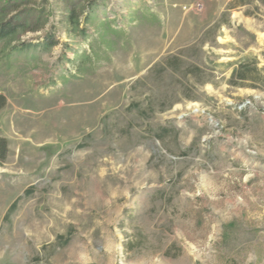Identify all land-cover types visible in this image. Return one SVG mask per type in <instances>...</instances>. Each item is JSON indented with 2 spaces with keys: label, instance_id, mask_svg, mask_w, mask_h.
Masks as SVG:
<instances>
[{
  "label": "rangeland",
  "instance_id": "rangeland-1",
  "mask_svg": "<svg viewBox=\"0 0 264 264\" xmlns=\"http://www.w3.org/2000/svg\"><path fill=\"white\" fill-rule=\"evenodd\" d=\"M27 6L0 38V264H264V84L227 83L264 65V0H104L76 30Z\"/></svg>",
  "mask_w": 264,
  "mask_h": 264
},
{
  "label": "trees",
  "instance_id": "trees-1",
  "mask_svg": "<svg viewBox=\"0 0 264 264\" xmlns=\"http://www.w3.org/2000/svg\"><path fill=\"white\" fill-rule=\"evenodd\" d=\"M64 1L65 6L63 11L65 12V19L69 27L73 30H76L78 27L80 15L84 14V19H88L92 10L104 2V0ZM31 2L32 0H0V38L18 34V30L27 31L32 29L33 24H36V22L32 23V21H29L31 18L37 17L38 19H42V16H44V9L40 11L34 7L27 6ZM82 2H84V4H80ZM235 6L237 5H233V7ZM79 31L84 34L83 28H80ZM56 44H58V39L52 35V33H46L44 38L34 45L40 46L43 49H48ZM178 62V57L167 58V66L169 67H175ZM227 83L235 87H257L260 84H264V65L263 67H258V60L256 57L243 58L234 63ZM5 104L6 96L0 93V109L5 106ZM7 151V140L5 137L0 136V164L5 160ZM29 190L30 189H27L25 192L27 193ZM15 206L16 201L10 205L9 210L14 209ZM61 238L60 236L58 243L62 246L68 239H62V241H60Z\"/></svg>",
  "mask_w": 264,
  "mask_h": 264
}]
</instances>
